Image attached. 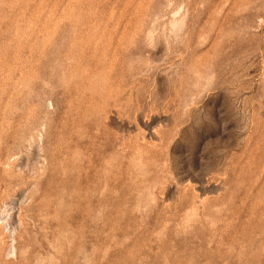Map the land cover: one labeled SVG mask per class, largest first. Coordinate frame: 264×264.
Masks as SVG:
<instances>
[{"label":"rangeland","instance_id":"1","mask_svg":"<svg viewBox=\"0 0 264 264\" xmlns=\"http://www.w3.org/2000/svg\"><path fill=\"white\" fill-rule=\"evenodd\" d=\"M0 264H264V0H0Z\"/></svg>","mask_w":264,"mask_h":264}]
</instances>
